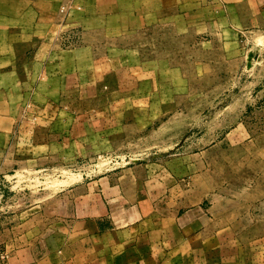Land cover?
Instances as JSON below:
<instances>
[{
	"label": "rangeland",
	"instance_id": "obj_1",
	"mask_svg": "<svg viewBox=\"0 0 264 264\" xmlns=\"http://www.w3.org/2000/svg\"><path fill=\"white\" fill-rule=\"evenodd\" d=\"M226 1L204 0L203 12L192 14L202 19H161L128 36L134 59L155 63V78L133 67L105 69L102 81L60 101L58 130L15 133L5 158L14 160L0 174V264L22 246L50 244L68 226L69 184L144 162L178 170L209 195L211 230L229 225L239 235L230 246L264 248V22L235 18ZM72 9L81 6L60 5L52 38L63 50L81 40L67 20ZM131 46L122 53L129 64ZM41 142L49 147L36 148Z\"/></svg>",
	"mask_w": 264,
	"mask_h": 264
},
{
	"label": "crops",
	"instance_id": "obj_2",
	"mask_svg": "<svg viewBox=\"0 0 264 264\" xmlns=\"http://www.w3.org/2000/svg\"><path fill=\"white\" fill-rule=\"evenodd\" d=\"M67 1L0 0V174L14 160L5 158L15 133L58 130L60 101L74 97L76 86L99 83L105 69L157 76L155 66L149 70L155 63L134 59L136 42H126L128 36L145 35L161 19H202L192 14L204 6V0H74L81 10L72 9L67 20L81 40L63 50L52 38ZM226 3L235 18L264 22V0ZM126 45L131 64L122 55ZM43 143L36 148L49 147ZM180 175L157 163H129L69 184L62 194L68 226L54 231L50 244L18 248L6 264H264L261 246H230L239 235L229 225L211 230L217 218L209 216V195Z\"/></svg>",
	"mask_w": 264,
	"mask_h": 264
},
{
	"label": "built area",
	"instance_id": "obj_3",
	"mask_svg": "<svg viewBox=\"0 0 264 264\" xmlns=\"http://www.w3.org/2000/svg\"><path fill=\"white\" fill-rule=\"evenodd\" d=\"M68 8H70V5H64V6L62 7L61 11H62V12H65ZM73 35H74V34H73ZM62 38L65 39V40H68V39H70V35L67 36V37H62Z\"/></svg>",
	"mask_w": 264,
	"mask_h": 264
},
{
	"label": "water",
	"instance_id": "obj_4",
	"mask_svg": "<svg viewBox=\"0 0 264 264\" xmlns=\"http://www.w3.org/2000/svg\"><path fill=\"white\" fill-rule=\"evenodd\" d=\"M252 56H253V54L249 53V55H248V65H247L248 67H250V65H251L250 61H251Z\"/></svg>",
	"mask_w": 264,
	"mask_h": 264
}]
</instances>
